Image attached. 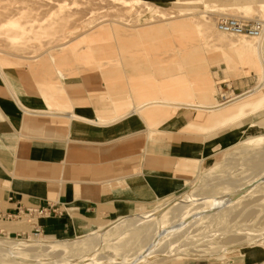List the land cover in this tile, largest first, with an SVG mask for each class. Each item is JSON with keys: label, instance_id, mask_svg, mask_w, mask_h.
I'll use <instances>...</instances> for the list:
<instances>
[{"label": "rangeland", "instance_id": "374dc122", "mask_svg": "<svg viewBox=\"0 0 264 264\" xmlns=\"http://www.w3.org/2000/svg\"><path fill=\"white\" fill-rule=\"evenodd\" d=\"M173 1L0 0V64L23 103L14 91L15 100L28 110H42L49 96L48 109L92 116L52 78L66 70L67 82L92 73L101 84L102 98L94 103V119L100 121L160 96L187 103L160 98L167 105L152 107L154 119L146 118L152 109L146 108L108 125L114 132L138 130L156 144L174 132L204 139L196 154V146L180 149L176 170L189 172L185 183L141 207L106 217L92 213L68 235L16 234L0 221V264H264V60L257 37L224 36L215 25L229 16L264 21V5L258 0H208L203 6ZM122 27L133 36L148 30L153 39L134 38L124 46L113 35ZM97 46L104 49L96 52ZM102 57L120 59L108 66L106 76L99 71L106 65L97 60ZM44 67L52 68L42 72ZM4 73L0 66L1 80ZM20 80L35 85L41 96L23 93ZM53 91L64 97H54ZM18 107L14 99H0L6 114L19 116ZM11 241L30 249H9ZM34 241L52 246L33 247Z\"/></svg>", "mask_w": 264, "mask_h": 264}, {"label": "crops", "instance_id": "0c3cea01", "mask_svg": "<svg viewBox=\"0 0 264 264\" xmlns=\"http://www.w3.org/2000/svg\"><path fill=\"white\" fill-rule=\"evenodd\" d=\"M113 35L119 37L118 41L122 39L124 46L134 38H152L145 29L133 36L127 27L114 29ZM103 47L97 46L95 51L101 52ZM104 58L97 60L106 64L99 69L106 76L111 74L108 66L120 59ZM51 68L44 67L42 72ZM163 71L168 72V67ZM17 76L20 78L18 74ZM67 77V70L59 71L52 77L55 79L53 84L56 88H65L68 98L74 104H83L82 110L90 109L92 116L71 110H75L83 118H97L94 103L102 98L99 77L86 73L78 80L68 82ZM21 81L20 89L23 93L36 98L41 96L35 85L30 86ZM52 94L54 97H64L54 91ZM42 95L45 98L47 96L44 92ZM160 98L173 104H187L183 99ZM160 98L142 103L160 102ZM0 99H14L20 106L9 84L1 79ZM45 104L43 111H24L20 106L15 110L19 112V116L6 114L0 108V207L5 214H15L19 210L24 212L16 217H3L0 221L4 229L16 234L39 228L46 235H68L74 230L76 232L79 225L85 223L86 217L92 213L105 217L115 215L175 192L179 185L185 183L189 173L176 170L181 157L180 149L196 146V154V150L198 152L204 142L199 135L194 138L190 136L196 134L174 132L169 140L156 144L138 130L123 135L108 126L139 114L140 111L135 110L140 104H132L134 108L137 107L135 110L111 121L99 119L104 129L88 128L84 124L90 122H71V119L67 123L60 121V118L66 116L56 113L61 111L47 108L52 105L49 96ZM57 109L69 111L63 107ZM76 121L78 125H74ZM129 123L124 125H130ZM233 130H226L222 135H229ZM35 206H47L48 210L44 214L25 213L27 208Z\"/></svg>", "mask_w": 264, "mask_h": 264}, {"label": "bare ground", "instance_id": "6f19581e", "mask_svg": "<svg viewBox=\"0 0 264 264\" xmlns=\"http://www.w3.org/2000/svg\"><path fill=\"white\" fill-rule=\"evenodd\" d=\"M135 1H138V0H135ZM179 0H174L173 1V3L174 2H178ZM194 1V0H193ZM195 1H198V2H202L201 4H202V6L205 4V2H207L208 0H195ZM243 1H245V0H243ZM247 1V0H246ZM187 2V1H186ZM204 3V4H203ZM258 3L260 4V5H264V0H258ZM149 11H151V12H153V11H155V9L151 6V5H149ZM224 36H226V35H228V34H223ZM222 35V36H223ZM221 36V35H220ZM226 38V37H225ZM257 42H256V44L258 45V50H259V52L261 53V56H262V59L264 60V33L262 32V34L260 35V36H258L257 37ZM263 40V42L260 44V42ZM260 44V45H259ZM0 66H1V68L3 69V73L5 72L6 74H7V72H6V70H5V68H3V66L0 64ZM4 73V75H2V78H3V80H7V81H9L11 84H12V86L14 87V88H16L17 87V85L15 84V83H13V82H11V80H10V77L9 76H7L6 74ZM10 75H11V73H10ZM12 76V75H11ZM18 77V76H17ZM17 79V78H16ZM16 82V81H15ZM258 87H255L254 88V90L256 91V90H258L257 89ZM12 91L14 92H16L17 94H18V90L17 89H12ZM18 96H19V94H18ZM19 98H20V96H19ZM20 101L22 102V99L20 98ZM20 106H21V108H23V110L24 111H28V109H27V107L26 106H24V104H22V103H20V102H17ZM167 104H163L161 101L160 102H153V101H150V102H144V103H142V104H140V105H138V108L137 107H135V108H137L136 110H135V108L133 109V110H135V112L137 111V112H142V110L143 109H146V108H152V107H160V106H166ZM169 105V104H168ZM142 107H144L143 109H142ZM218 107H221V106H218ZM217 107V108H218ZM142 109V110H141ZM156 110H154V108H152L151 109V111H149L148 112V114L146 115V118H148V119H154L156 116H155V112ZM45 113H47V112H45ZM58 113H60L61 115L62 114H64L65 116H66V118L68 119V120H70L71 119V122H72V120H79V121H84V122H90L91 124H94V125H103V123H100V121L99 120H95V119H93V118H83V117H81L79 114H77L76 112H74V111H71V112H58ZM29 114V113H28ZM31 114V113H30ZM44 114V113H43ZM55 114V113H54ZM38 115V114H37ZM223 115H225L224 113H221V114H219V115H217V119H219V116H222L223 117ZM44 116V115H43ZM144 117V116H143ZM222 117H220V118H222ZM124 118V117H123ZM144 119H145V117H144ZM184 167V166H183ZM182 167V168H183ZM260 197H261V195H260ZM180 200V199H179ZM174 201H177V200H174ZM170 202H172V201H170ZM180 202V201H179ZM170 204V203H169ZM172 204V203H171ZM169 206H171V205H169ZM172 206H174V204L172 205ZM171 213V212H170ZM80 227V226H79ZM70 241V240H69ZM74 243L77 241V238H75L74 240H72ZM45 241H42V242H39V241H34V244H33V247H42V248H49L50 246H52V245H50V246H47V244H46V247H45V243H44ZM71 242V241H70ZM69 242V244H65V247H67V246H69L70 244H72V243H70ZM6 245H8V246H10L9 247V249L12 247V248H17V249H30V248H27V246L26 245H24L23 243H20V242H17V241H11V242H8V243H6ZM17 249H15V250H17ZM17 253V252H16ZM18 254V253H17ZM133 263V262H132ZM87 264H98V263H95V262H91V263H87Z\"/></svg>", "mask_w": 264, "mask_h": 264}, {"label": "built area", "instance_id": "2783aa9c", "mask_svg": "<svg viewBox=\"0 0 264 264\" xmlns=\"http://www.w3.org/2000/svg\"><path fill=\"white\" fill-rule=\"evenodd\" d=\"M216 28L226 34H236L243 35L246 37H258L262 34L264 29V21L259 19H245L237 16L223 17L216 21ZM48 210L47 206L39 207H29L25 210V213L28 215L33 214L34 212L44 214ZM22 210H19L18 213L10 214L4 213L0 207V219L3 217H16L23 214ZM34 234H40L41 230L36 228L32 231Z\"/></svg>", "mask_w": 264, "mask_h": 264}]
</instances>
